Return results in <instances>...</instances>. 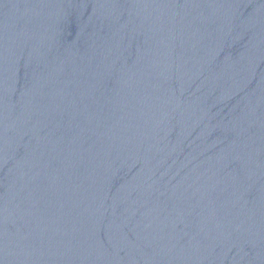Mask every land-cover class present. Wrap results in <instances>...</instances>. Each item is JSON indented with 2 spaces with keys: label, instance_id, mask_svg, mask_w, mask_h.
<instances>
[{
  "label": "water",
  "instance_id": "95a60500",
  "mask_svg": "<svg viewBox=\"0 0 264 264\" xmlns=\"http://www.w3.org/2000/svg\"><path fill=\"white\" fill-rule=\"evenodd\" d=\"M0 264H264V0H0Z\"/></svg>",
  "mask_w": 264,
  "mask_h": 264
}]
</instances>
